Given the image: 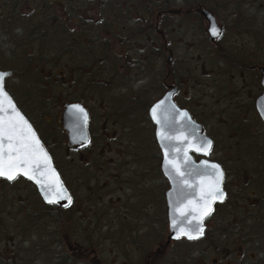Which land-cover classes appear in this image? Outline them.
<instances>
[{"label": "flooded vegetation", "instance_id": "af4514ba", "mask_svg": "<svg viewBox=\"0 0 264 264\" xmlns=\"http://www.w3.org/2000/svg\"><path fill=\"white\" fill-rule=\"evenodd\" d=\"M153 2L155 4L151 5ZM153 2L152 0H0V60L9 59L11 53L18 54L20 51L24 53L30 42H38L40 46L49 44L54 47L52 58L49 59L50 56L45 55L39 48L37 61L38 63L43 61V66L46 65L45 62H52L55 71H50V67H42V65L37 69L42 76L56 72L65 76L67 73L68 85L73 88V94L78 95L80 88L85 91L87 84H92L93 76L97 77L100 72L108 77L100 85L106 88L115 86L117 90L128 87L129 78L160 76L163 89L175 87L177 89L174 96L175 103L191 113L186 102L188 92L184 89L182 79L184 68L182 62H178L171 32L165 26L173 15L181 18L187 12H183L182 9H169L172 0H153ZM142 10L151 15L141 16ZM118 12L120 16L117 15ZM191 12L197 14V22L202 21L199 8ZM124 13L127 15L123 16ZM130 19H137L138 25L145 22L143 30L134 27L136 23L134 20L133 27H128ZM167 28H170L169 23ZM94 30L100 35L96 41L101 54V61L96 60L102 63L99 68L93 66L92 50L88 49V44L93 42ZM209 45L213 49L220 47L218 42H210ZM62 54L67 58L65 61ZM240 60H233L238 75L245 79L248 73H252L256 83L257 95L250 104H247V111L261 130L252 129L253 126L248 119L242 122L245 123V127L240 126L238 122L234 123L229 154L222 152L221 155L224 161L220 157L217 160L207 158L222 167L224 173L222 189L226 195L223 202L213 204V211L203 220V235L198 239L179 238L168 242L166 193L170 189V183L161 171L160 158L158 165L151 162L152 166L143 168L136 181L139 185L136 186L140 194L144 195H146L144 191L146 187L158 190L156 185H159L161 192L159 191V196L146 195L147 199L128 198V204H124L129 211L131 209L136 211L135 213L123 214L117 218L116 223L108 217L109 214L98 216L90 213L91 217H89L87 214L77 213L70 215V218L86 221L87 229L77 230L78 225L70 223L69 226L73 228L69 231L61 230L59 225V228L48 232L55 237L54 247H62L64 244L68 248L70 253L67 258L70 264L82 260L87 264H264V122L256 109V100L263 93L259 67L263 66L264 62L261 65L251 66L248 61ZM64 62L63 67L66 70H58L57 67ZM3 66L0 65V70H6ZM10 71L12 76L13 71ZM24 72L27 70L24 69ZM60 87L57 89L60 90ZM79 95L85 96L83 93ZM28 102L29 100L23 103L28 104ZM74 103L82 104L88 112L89 139L86 146L90 145L93 137L90 125L92 114L80 96L72 101L60 100L56 122L64 135L67 153L83 148L68 146L67 134L59 122L64 106ZM21 105L30 117L26 107L22 103ZM235 111L238 109L236 108ZM116 114L120 115L118 111ZM192 117L194 118L193 115ZM200 124L203 128L204 123ZM203 131L206 134L205 127ZM257 134H261L262 139L259 146L255 141ZM208 136L215 146L214 138ZM89 152L93 153L90 150ZM201 158L202 156H197L195 160ZM223 162H229L236 167L229 171ZM229 175H232L235 182L228 187L225 180ZM73 179L77 182L80 177L76 176ZM111 181L119 185L124 184L120 176H112ZM72 196L75 202L74 195ZM142 206L144 211L140 209ZM151 206H153V214L150 213ZM79 231L87 235L75 237ZM105 254L108 257L105 258L103 256ZM111 255H117V259L110 258Z\"/></svg>", "mask_w": 264, "mask_h": 264}, {"label": "rangeland", "instance_id": "374dc122", "mask_svg": "<svg viewBox=\"0 0 264 264\" xmlns=\"http://www.w3.org/2000/svg\"><path fill=\"white\" fill-rule=\"evenodd\" d=\"M183 1L184 3L180 0H172L168 8L182 9L187 14L181 18L173 15V18L168 20L170 28H167L168 23L165 26L171 32L175 55L184 68L182 79L184 89L188 92L186 102L191 109V114L197 122L204 123L203 128L205 127L206 134L215 140L214 150L207 158L222 159V152L229 154L234 123L238 122L240 126L245 127V123L242 122L248 119L251 121L252 129L261 130L247 111V104H250L257 95L255 80L252 73H248L245 79L239 76L233 60L241 61L242 59L248 61L251 66L263 64L264 0H221L222 3L228 1L232 7L220 6L215 11L202 6L199 2L188 5L187 2L192 0ZM154 4V2L151 3V5ZM197 8L210 10L222 25V35L216 41L220 44L218 49H213L209 45L210 42L205 33L207 27L205 19L197 22V14L191 12ZM149 14L147 11H141V16ZM117 15L120 16L119 12ZM125 15L127 14L124 13L123 16ZM133 20L130 19L128 27H133ZM134 22H136L134 27H139L142 31L145 22H141V25L137 24V19ZM99 37V32L94 30L93 42L88 44V49L92 50L93 66L98 68L102 64L99 61L96 62L101 58L99 46H96ZM39 48L45 55L50 56L49 59L52 58L54 51L52 45L40 46L38 42H30L24 53L18 50V54L11 53L9 59L0 60V65H4V69L13 71L12 76L6 79L5 88L11 91L19 102L29 100L28 104L22 103L23 106L36 122L38 130L49 143L54 158L65 169L63 172L71 181V191L75 199L72 210L87 215L109 214L108 217L116 223L117 218L123 214L136 212L131 209L129 211L127 208L128 198L147 199L146 195L159 196L161 192L159 185H156L158 190L146 187L144 189L146 195L140 194L136 186L139 184L136 181L143 168L152 166L151 162L156 165L160 162L158 147L152 150L154 136L151 134L154 132V127L148 120L147 107L160 96L163 89L162 78L160 76L129 78V86L123 90L120 88L117 90L115 86L106 88L100 85L108 77L99 71L97 77L93 76L92 84H87L85 91L78 89L79 94L83 93L85 96L76 95L72 93L73 88L68 85L67 73L65 76L57 72L48 76L41 75L37 69L39 65L50 67L49 70L53 72L55 70H53L52 62H45V66L43 61L38 63ZM63 56L65 55L62 54ZM66 59L63 57L64 61ZM47 61L50 60L47 59ZM161 64L160 62L159 65ZM63 66L65 62L61 63L57 69L64 70ZM24 69L27 72H24ZM38 74L42 77V85L46 88L41 91V94L44 93L41 97L34 91V77ZM59 86H61L60 90L57 89ZM27 93L32 96L31 100L26 98ZM78 96L89 107L92 114L90 125L93 137L88 147L67 153L64 135L56 122L58 106L60 100L72 101ZM236 108L238 111H235ZM116 111L120 115H117ZM255 141L257 146L261 145V134H257ZM154 144L157 146L155 140ZM223 163L229 171L236 167L229 162ZM76 176L80 177L77 182L73 179ZM112 176H120L124 184L112 182ZM225 182L229 187L235 180L232 175H229ZM34 189V186L21 178L12 183L0 181V264H49V258L52 257L50 252L53 254V250L57 257H66L70 253L64 244L60 246L61 248H56L46 243L52 239L47 240L45 237V234L51 230L40 228L37 231V228L27 230V228L16 227L21 219L30 216L28 212L31 213L33 210L37 212L38 196L33 194ZM143 208L144 206L140 209L144 211ZM150 210L153 214V206ZM143 211L141 213H144ZM8 215L11 220L9 231ZM85 222L82 219L76 220L77 230L87 229ZM80 232L75 234V237L87 235ZM24 233H27V237ZM38 244L39 247H37ZM44 247L47 253H44L42 249ZM103 256L108 257L107 254ZM110 258L117 259V255H111ZM64 264H70V262L66 260ZM75 264H87V262L82 260Z\"/></svg>", "mask_w": 264, "mask_h": 264}, {"label": "water", "instance_id": "95a60500", "mask_svg": "<svg viewBox=\"0 0 264 264\" xmlns=\"http://www.w3.org/2000/svg\"><path fill=\"white\" fill-rule=\"evenodd\" d=\"M200 14L207 22L206 32L209 40L214 42L215 39H217L221 33V28L218 24V21L210 12L205 9H202L200 11ZM259 72L262 77L261 82L263 86V93L256 100V109L264 122V65L259 67ZM0 73H7L8 75L6 76V78L9 77L11 74L10 71L1 70ZM176 91L177 89L175 87H170L163 94V96L155 103H153L148 109V116L155 126L154 135L162 156L160 164L161 171L170 183V189L166 193L169 221L168 242L172 239H177L176 237L179 228H195L197 225V213L192 210V205L189 204V201H193L194 203L200 201L199 174L206 171H211L210 168L206 169L204 165L216 164L222 170L221 166L216 162L204 158L198 161L194 160L192 154H205H203V151L197 152L193 149L208 140H210L213 145V141L210 137L206 136L202 132V126L192 119L190 113L186 109H182L175 104L173 97ZM6 93L12 100V102L15 104L9 93L7 91ZM75 106H79V108L83 109V112H77ZM16 108L24 117V119L28 121V119L23 115V113L18 109L17 106ZM154 108H156V115L160 120V123H157L153 119ZM88 118L89 117L87 110L81 104H66L64 106L59 122L61 123L64 132L67 134L66 142L68 146L76 147L85 144L88 141ZM28 123L31 125L29 121ZM32 129L36 133L33 126ZM36 136L39 139L37 133ZM39 141L41 147L43 148V151L46 152L49 157L50 168L55 172V175L53 176L51 175V173L47 172L44 175H40L39 173H37L38 179H40L45 184L46 191L50 189V191H48V194L52 198H56L57 196L58 180L59 184L65 190L66 195L70 196L72 201V196L67 187L65 186L63 180L61 179L60 174L56 170L49 152L47 151L46 147L40 139ZM177 148L180 149V152L175 151V149ZM185 149H188L187 161L185 160L184 156ZM210 150H208V153L210 152ZM166 152L168 154L167 158L165 156ZM173 159L180 167V171L183 174H178L176 169L173 168L171 164L167 163V160ZM40 167L41 169H44L43 164H41ZM20 177L32 183L36 188L41 200L45 204L51 205L45 201L44 195L42 194L39 185H37L34 181H30L24 178L23 176ZM65 204H67V200H60L59 203L52 205H56L61 208H66L64 206ZM182 212L183 215L181 214ZM174 221L176 222V227H173ZM180 238H186V236L181 235Z\"/></svg>", "mask_w": 264, "mask_h": 264}, {"label": "snow or ice", "instance_id": "6c2138e0", "mask_svg": "<svg viewBox=\"0 0 264 264\" xmlns=\"http://www.w3.org/2000/svg\"><path fill=\"white\" fill-rule=\"evenodd\" d=\"M7 75V73H0V178L14 182L20 176H23L40 186L47 203L57 204L60 200H67V204L64 205L67 207L71 204V197L66 195L65 190L59 184L58 180L57 196L56 198H52L48 194L50 189L46 191L45 184L38 179L37 173L44 175L47 172L54 176L55 172L50 168L49 157L43 151L32 126L17 110L16 105L5 91L4 82ZM75 108L77 112H83V109L79 108V106H75ZM153 119L157 123H160L156 115V108L153 109ZM211 146L212 142L208 140L193 150L197 152L203 151V154L207 155ZM175 151L180 152V149L177 148ZM187 151L188 149L184 150L186 161L188 160ZM167 155L166 152V158ZM167 163L171 164L178 174H183L174 159L167 160ZM41 164L44 165V169H41ZM204 167L206 169L210 168L211 171L199 174L200 201L196 203L189 201V204L192 205V210L197 213V225L195 228H179L177 239L181 235L186 236L189 240L198 239L202 236L204 232L202 226L203 219L211 214L213 211L212 205L216 201L223 202L225 199L226 194L221 187L224 173L216 164H205ZM181 214L183 215V212ZM173 227H176L175 221L173 222Z\"/></svg>", "mask_w": 264, "mask_h": 264}, {"label": "trees", "instance_id": "16d2710c", "mask_svg": "<svg viewBox=\"0 0 264 264\" xmlns=\"http://www.w3.org/2000/svg\"><path fill=\"white\" fill-rule=\"evenodd\" d=\"M180 1L184 3L183 0H180ZM228 1H226L225 3H222L221 0H192L191 2H187V3H188V5H192L193 3L199 2L202 6H206L208 9H211L212 11H215L220 6L221 7H224V6L232 7L231 4H229ZM199 3H197V4H199ZM200 4H199V6H201ZM233 6L235 7V4ZM34 78H35L34 91L37 93V95L39 94L40 97H41L44 94V93L41 94V91L46 89L42 85V82H43L42 77L38 74ZM30 80H32V79L30 78ZM51 84H52V86H54L53 82ZM8 92L13 97V99L16 102V104L19 107V109L30 120L31 124L33 125V127L37 131V133H38L40 139L42 140V142L47 146V149H48V151L50 152V154L52 156V159H53V162H54V165H55L56 169L59 171V173H60L65 185L71 191V181L69 180V178L66 175V173L64 174V172H63V170L65 171V169L54 158L52 149H50L49 143H47L46 138L38 130L36 122L33 119H31L30 117H28V115L25 113V111H24L25 109L21 105V103H23V102H19L18 99L12 94L11 91H8ZM26 98L31 100L32 96L27 93ZM152 140H153V138H152ZM153 145H154V147L152 148V150L156 149V147H157L154 144V140H153ZM158 158H159V156H157V160H159ZM3 183H5V182H3ZM32 192H33V194L36 195V197L38 196V193H37V191L35 189ZM37 198H38V203H37V208H36L37 212H36V210H33L31 213L28 212V215H30V216H28L26 219H24V218L21 219L19 221V223L16 225L17 228H19V229H26L27 228V230L28 229L31 230V229L37 228L36 229L37 231L40 228H43L44 230L53 231L56 228H59L58 227L59 225H61L60 229L61 230H65V231H69L70 229L73 228L72 226H69L70 223H75V221H76V220H72L70 218V215L77 214L76 213L77 210L75 212H74V210H72L73 203L69 207L62 209V208L54 206V205H45V204L42 203V201L39 198V196ZM78 214H80V213H78ZM8 222H9L8 223V231H9L10 230V224H11V220L9 218V215H8ZM0 228H1V226H0ZM48 232H50V231H48ZM48 232L45 234L46 239L47 240H48V238H52V239L50 241L49 240L46 241V243L48 242L51 246H53V240L55 239V237H54L53 234L48 233ZM24 235H26V237H27V233L26 234L24 233ZM13 236H16V235H13ZM8 238H9V236H8ZM45 246H46V244H45ZM37 247H39V244L37 245ZM42 249H44V253L48 252L45 247L42 248ZM50 253H51L52 257L49 258L50 259V263L49 264H64L66 262V260H68L67 256L66 257H62V256H58L57 257L54 254V250H53L54 256H53L52 252H50Z\"/></svg>", "mask_w": 264, "mask_h": 264}]
</instances>
